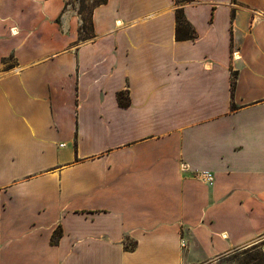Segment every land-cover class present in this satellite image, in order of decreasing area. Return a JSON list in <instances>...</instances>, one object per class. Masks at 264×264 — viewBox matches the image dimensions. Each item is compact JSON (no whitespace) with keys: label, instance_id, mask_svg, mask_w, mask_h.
<instances>
[{"label":"crops","instance_id":"crops-1","mask_svg":"<svg viewBox=\"0 0 264 264\" xmlns=\"http://www.w3.org/2000/svg\"><path fill=\"white\" fill-rule=\"evenodd\" d=\"M65 1L0 0V264L264 253V0L186 1L181 40L174 0L85 39Z\"/></svg>","mask_w":264,"mask_h":264},{"label":"rangeland","instance_id":"rangeland-1","mask_svg":"<svg viewBox=\"0 0 264 264\" xmlns=\"http://www.w3.org/2000/svg\"><path fill=\"white\" fill-rule=\"evenodd\" d=\"M100 0H68V7L78 18L79 28L90 33V18L93 7ZM179 1V0H178ZM264 253L260 248H240L231 253L219 256L210 261V264H264Z\"/></svg>","mask_w":264,"mask_h":264},{"label":"trees","instance_id":"trees-1","mask_svg":"<svg viewBox=\"0 0 264 264\" xmlns=\"http://www.w3.org/2000/svg\"><path fill=\"white\" fill-rule=\"evenodd\" d=\"M106 1L107 0H100L96 5H99L101 3H105ZM186 1H190V0H179V1L174 0L175 4L177 5V7L175 9V20H176V38L178 40L192 39L196 36L195 31L190 27V25L188 24V22L186 21V19L184 17L183 8L181 5ZM67 5H68V0L65 1L64 8H66ZM91 24L92 23H91V18H90V33L89 34H87L86 31L83 30V28H82V32H84V34H82L81 30L79 28L80 37L82 39L91 37ZM233 77L234 76L232 75V79H233ZM117 100H118V103L122 106H126L128 103V99L123 96L122 92L117 93ZM59 236H60V231L56 230L54 235L51 238V242L56 243ZM131 247H132V245H131ZM253 248H256V246H253Z\"/></svg>","mask_w":264,"mask_h":264},{"label":"built area","instance_id":"built-area-1","mask_svg":"<svg viewBox=\"0 0 264 264\" xmlns=\"http://www.w3.org/2000/svg\"><path fill=\"white\" fill-rule=\"evenodd\" d=\"M235 54H236V52H233V58H235Z\"/></svg>","mask_w":264,"mask_h":264},{"label":"bare ground","instance_id":"bare-ground-1","mask_svg":"<svg viewBox=\"0 0 264 264\" xmlns=\"http://www.w3.org/2000/svg\"><path fill=\"white\" fill-rule=\"evenodd\" d=\"M224 236V235H223Z\"/></svg>","mask_w":264,"mask_h":264}]
</instances>
